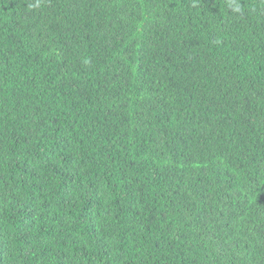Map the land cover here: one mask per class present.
<instances>
[{"label": "trees", "instance_id": "obj_1", "mask_svg": "<svg viewBox=\"0 0 264 264\" xmlns=\"http://www.w3.org/2000/svg\"><path fill=\"white\" fill-rule=\"evenodd\" d=\"M0 264H264V0H0Z\"/></svg>", "mask_w": 264, "mask_h": 264}]
</instances>
